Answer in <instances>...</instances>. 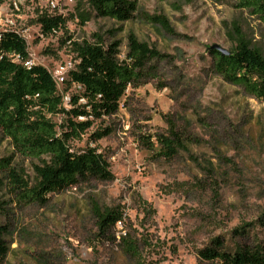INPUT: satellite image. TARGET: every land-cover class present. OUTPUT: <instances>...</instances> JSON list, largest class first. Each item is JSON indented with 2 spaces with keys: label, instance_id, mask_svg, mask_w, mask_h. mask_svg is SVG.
<instances>
[{
  "label": "rangeland",
  "instance_id": "374dc122",
  "mask_svg": "<svg viewBox=\"0 0 264 264\" xmlns=\"http://www.w3.org/2000/svg\"><path fill=\"white\" fill-rule=\"evenodd\" d=\"M42 13L65 17V27L45 35L37 23ZM153 17H163L172 31ZM4 28L25 39L30 61L47 68L63 93L76 59L68 37L119 41L123 57L133 34L161 56L150 62L153 76L127 88L116 113L68 142L102 153L111 179L89 178L50 193L44 205H19L0 171V224L8 227L9 247L1 264H127L115 243L96 239L95 206L123 214L113 231L145 239L148 264H211L197 251L216 237L231 251L264 244V99L215 73L209 52L213 45L229 51L242 34L264 55L263 21L233 0H138L133 18L121 22L96 16L86 0H3ZM79 92L71 86L65 102ZM171 125L184 146L164 159L155 135ZM104 129L109 134L92 138ZM5 157L34 183L38 161L15 153L0 132Z\"/></svg>",
  "mask_w": 264,
  "mask_h": 264
},
{
  "label": "trees",
  "instance_id": "16d2710c",
  "mask_svg": "<svg viewBox=\"0 0 264 264\" xmlns=\"http://www.w3.org/2000/svg\"><path fill=\"white\" fill-rule=\"evenodd\" d=\"M86 1L96 16L120 22L132 19L138 9V0ZM233 1L236 7L264 22V0ZM84 17L82 21L88 18ZM153 18L167 32L172 31L163 17ZM37 23L48 35L64 28L66 19L58 14L42 13ZM68 41L76 59L67 71L63 93L47 68L27 63L30 55L25 39L13 29L0 30V132L9 140L15 153L38 161L33 165L35 181L30 184L24 171L13 166L10 158H0L5 186L19 205H44L50 193L89 178H112L102 153L92 147L74 150L68 142L79 139L93 120L116 113L127 88L153 76L156 68L150 62L161 56L133 34L127 36L123 57L119 56V41L105 44L100 36L93 41L80 42L68 37ZM235 42L226 55L209 48L214 72L228 83L240 86L248 95L264 99V55L251 47L242 34L236 36ZM71 86L78 87L80 92L70 93L65 102V93ZM109 132L104 129L92 138H100ZM155 138L158 154L164 159H173L184 146L174 125L166 134H157ZM144 142L149 143V139ZM150 147H153L152 143ZM92 215L97 240L115 243L127 264H148L143 251L145 246L149 247L145 239L124 228L119 233L113 231L118 223L123 224L120 211L95 206ZM7 230L6 225L0 224V264L9 250L5 240ZM197 254L211 264H264L262 243L237 245L231 251L221 238L216 237Z\"/></svg>",
  "mask_w": 264,
  "mask_h": 264
},
{
  "label": "water",
  "instance_id": "95a60500",
  "mask_svg": "<svg viewBox=\"0 0 264 264\" xmlns=\"http://www.w3.org/2000/svg\"><path fill=\"white\" fill-rule=\"evenodd\" d=\"M212 49H216V50L220 51L222 54H225V55L229 53V51L223 49L222 47H220L218 45H213Z\"/></svg>",
  "mask_w": 264,
  "mask_h": 264
},
{
  "label": "built area",
  "instance_id": "2783aa9c",
  "mask_svg": "<svg viewBox=\"0 0 264 264\" xmlns=\"http://www.w3.org/2000/svg\"><path fill=\"white\" fill-rule=\"evenodd\" d=\"M27 63L30 64V63H32V62H31V61H28ZM72 66H73V64H69L68 69L71 68Z\"/></svg>",
  "mask_w": 264,
  "mask_h": 264
}]
</instances>
